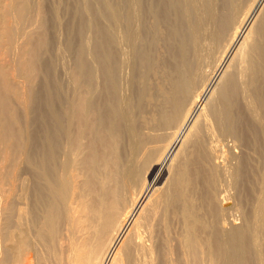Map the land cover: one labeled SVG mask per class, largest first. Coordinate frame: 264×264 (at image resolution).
I'll return each mask as SVG.
<instances>
[{"label": "bare ground", "instance_id": "1", "mask_svg": "<svg viewBox=\"0 0 264 264\" xmlns=\"http://www.w3.org/2000/svg\"><path fill=\"white\" fill-rule=\"evenodd\" d=\"M119 1L0 0V264H264V0Z\"/></svg>", "mask_w": 264, "mask_h": 264}, {"label": "rangeland", "instance_id": "2", "mask_svg": "<svg viewBox=\"0 0 264 264\" xmlns=\"http://www.w3.org/2000/svg\"><path fill=\"white\" fill-rule=\"evenodd\" d=\"M70 1L73 3V2H75L76 3V1H78V0H39V10H40V13H41V19H42V21H43V23L45 24V26H46V29H47V45H48V48H47V50L44 52V54L42 55V57H41V60H43L42 62L43 63H45V62H47L48 60H50V59H52L54 56H53V54H55L54 52L57 50V48H59V47H62V45H64L65 46V44H66V34H65V30L67 29V27L66 26H68V28H69V26L72 24V26H70L71 27V29L72 30H74V32L76 33V34H78V32L81 30V28H82V17L79 15H76L74 18H72L73 20H71L70 18L71 17H69L70 16V14L68 13V9H69V7H71V5L70 4H72V3H70ZM89 1V0H88ZM91 1V0H90ZM67 2H69V5H68V3ZM119 2H121V1H119V0H107V4H108V6H110V7H115L116 5H118L119 4ZM64 4H66V6L64 5ZM122 5V7L124 8V5L123 4H121ZM67 6H68V9H66L67 8ZM65 7V8H64ZM53 8H57V16H58V20H57V23H58V25H56V22H54L53 23V21L55 20V18H54V14L52 15V12H53ZM122 8V9H123ZM68 10V11H67ZM124 11V10H123ZM69 16H68V15ZM53 18H54V20H53ZM67 18H69V19H67ZM69 20V21H68ZM66 21H67V23H66ZM73 21V23H71ZM71 24H70V23ZM104 22V21H103ZM103 22H100L99 21V24L100 25H104V23ZM69 23V24H68ZM55 24V25H54ZM80 24V25H79ZM54 26V27H53ZM78 30V31H77ZM58 36V37H57ZM76 40V41H75ZM74 40V44L73 45H71L72 47H70V49L72 48V49H75V47H76V44H77V38ZM61 41H62V45H61ZM59 42V43H58ZM56 44L58 45V47L56 48L55 46H56ZM72 49L70 50L71 52L70 53H68L69 55L67 56L68 58V62L71 64H69L71 67L73 66L74 67V60H75V52H74V50L72 51ZM55 50V51H54ZM51 56H53L52 58H50ZM54 59V58H53ZM60 70L62 69V68H60V66L58 67ZM57 68V73L55 74V75H57V76H55L56 77V80H63L64 79V75H63V72H61V71H58L59 69ZM42 77L43 76H39V77H37L36 79H34L35 81L33 82V86H34V88H35V90H36V92L38 93V94H36V101H37V99H38V97H37V95L38 96H40V94H41V91H42V86H43V83H44V77H43V79H42ZM62 77V78H61ZM59 80V81H60ZM40 93V94H39ZM36 101H35V103H36ZM31 113H30V115L31 114H33L31 117H29V118H31V120H32V124H31V126H30V130L31 129H33L32 127H35V126H32V125H35V118H36V111H35V108H33L31 111H30ZM29 115V116H30ZM34 116H35V118H34ZM34 121V122H33ZM34 123V124H33ZM32 131V130H31ZM234 192V190H228V191H226L225 193L224 192H221V195L220 196H223L224 198H226V199H228L229 197H235V196H232V195H235V192ZM222 193H224V194H222ZM226 194V195H225ZM231 195V196H230ZM229 196V197H228ZM233 200L235 201V198H233ZM233 200H230L229 202H227L226 204H225V206H227V207H231L232 206V202H233ZM232 201V202H231ZM231 203V204H230ZM231 216V215H230ZM237 217V219H238V216L237 215H232V217L231 218H229V215H228V217H227V220L229 221V223L230 224H236V225H238V224H240V219H238L239 221H237V219H236V217ZM234 217V218H233ZM231 219H233V220H231ZM234 221V222H233ZM238 222V223H237ZM226 225V224H225ZM227 226V225H226ZM263 229H264V226H263ZM263 235H264V231H263Z\"/></svg>", "mask_w": 264, "mask_h": 264}]
</instances>
